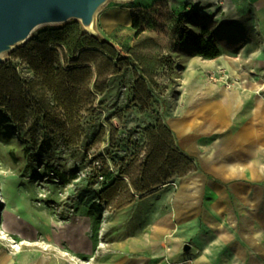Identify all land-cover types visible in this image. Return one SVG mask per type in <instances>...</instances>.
Here are the masks:
<instances>
[{
    "label": "rangeland",
    "instance_id": "obj_1",
    "mask_svg": "<svg viewBox=\"0 0 264 264\" xmlns=\"http://www.w3.org/2000/svg\"><path fill=\"white\" fill-rule=\"evenodd\" d=\"M114 10L126 11L128 22L107 29L102 18ZM205 11L198 5L176 6L175 0L108 1L95 16V30L118 50L110 66L107 52L84 47L87 37H80L84 29L76 20L39 26L26 43L5 55L0 63V255L8 257L7 264L187 261L190 251L183 246L192 244L191 223L159 227L182 177L166 180L120 209L115 204L131 190L128 177L119 175L120 165L136 154L128 172L138 175L146 149L144 129L153 122L133 101L134 95L144 98L148 92L152 109L164 121L167 108L177 104L181 94L180 62L196 54L191 41L202 34V24L208 29L204 36L211 37L219 50L216 57L238 53L233 50L241 41L239 32L219 25L212 29ZM188 12L191 16L183 24L189 35L180 40V20ZM132 15L138 19L136 29ZM74 47L86 53L70 55ZM75 61L90 62L88 72ZM96 68L104 72L97 86ZM134 72L144 83H136ZM255 72L263 78L264 93V63ZM181 152L197 167L186 175L204 172L195 158ZM103 160L113 177L122 178L108 193L109 202L99 201L104 179L94 176ZM184 163L180 161V168ZM210 199L206 191L203 203ZM10 214L16 223L2 232L1 224ZM73 220L86 238L85 248H74L61 232Z\"/></svg>",
    "mask_w": 264,
    "mask_h": 264
},
{
    "label": "crops",
    "instance_id": "obj_2",
    "mask_svg": "<svg viewBox=\"0 0 264 264\" xmlns=\"http://www.w3.org/2000/svg\"><path fill=\"white\" fill-rule=\"evenodd\" d=\"M187 4L204 7L209 27L237 30L241 41L233 50L237 55L202 60L194 54L180 62L181 94L164 121L178 147L204 172L182 177L196 176L198 186L189 214L177 218L171 205L159 227L191 223L189 258L180 264H264V93L263 78L255 72L264 63V0H175L176 6ZM219 70L236 78L231 88L205 79V72ZM197 110L186 132L171 128L170 120ZM219 165H225L222 174L216 171ZM206 191L208 204L203 203ZM7 261L0 255V264Z\"/></svg>",
    "mask_w": 264,
    "mask_h": 264
},
{
    "label": "trees",
    "instance_id": "obj_3",
    "mask_svg": "<svg viewBox=\"0 0 264 264\" xmlns=\"http://www.w3.org/2000/svg\"><path fill=\"white\" fill-rule=\"evenodd\" d=\"M190 16L191 13L188 12L183 14L181 17L179 32L180 40H184L189 35V29L185 24H183V20H188ZM131 21L132 27L135 29L138 28V19L135 15L131 16ZM201 29L202 34L193 36L191 45L194 46V51L197 55L207 59L214 58L219 54V50L211 37L204 36L208 33L206 25L202 24ZM79 35L80 37H87V44L84 45V47L88 49L101 48L103 51L109 54L110 59L107 61L109 66L111 65V59H115L117 55H119L115 46L106 40H103L100 37L88 35L85 31ZM79 49H81V47H74L73 49L69 50V54H77L78 56H81L86 53L85 50L78 52ZM73 63H81V65H84L81 67V69L88 72L87 64L90 62L75 61ZM115 72L116 68L111 73H109V75L114 74ZM103 73V70L96 68L97 80L94 83L95 86H97L98 78L103 75ZM134 74L137 76L136 83H144L142 77L138 76L136 72H134ZM147 77H150L149 81L152 83L151 76ZM97 91L101 93L103 89H97ZM144 98H146V100H144ZM144 98L135 94L133 101L146 109L148 116L153 119V122L149 123L144 129L146 149L141 161L137 166L139 170L138 175L134 176L128 172L129 167H131L137 160L136 154H133L129 158L125 159L120 165L121 170L119 175L121 177H128L131 190L128 192L125 200L121 199L116 202V209H120L130 204L136 199L137 195H142L144 193L147 194V192H149L151 189L157 187L161 183L174 176L183 177L190 169H197L196 163L191 158L185 157V155L181 152V149L178 147L172 131L163 121L162 117L158 113H155L152 109L150 104V94L146 91L144 92ZM181 160L183 162L186 161V163H184L180 168L179 163ZM94 176L95 179L98 177L104 179L99 191L97 192L99 201L109 202L111 198L108 196V193H112L119 182L122 181V178H116L112 176V172L107 166L105 160L101 162V166L99 168H95ZM60 177L63 179V181H65L63 174H61Z\"/></svg>",
    "mask_w": 264,
    "mask_h": 264
},
{
    "label": "water",
    "instance_id": "obj_4",
    "mask_svg": "<svg viewBox=\"0 0 264 264\" xmlns=\"http://www.w3.org/2000/svg\"><path fill=\"white\" fill-rule=\"evenodd\" d=\"M108 1L111 0H0V63L42 25L76 20L88 35L100 37L95 30V16ZM190 248L187 243L183 246L184 251Z\"/></svg>",
    "mask_w": 264,
    "mask_h": 264
},
{
    "label": "bare ground",
    "instance_id": "obj_5",
    "mask_svg": "<svg viewBox=\"0 0 264 264\" xmlns=\"http://www.w3.org/2000/svg\"><path fill=\"white\" fill-rule=\"evenodd\" d=\"M102 22L107 29L113 28L118 22L127 23L128 22V13L126 11H112L109 14L105 15L102 18ZM196 116L198 115V110L194 113L186 112L184 117L179 119L170 120V126L179 134L186 132L194 123ZM225 165H219L216 167V171L223 173V168ZM196 176H190L188 178H181L176 183L175 194L172 199V207L174 215L178 217L186 216L192 209L193 205L196 204L194 200L195 191L198 188L197 183L194 182ZM194 189V191H193ZM16 223L15 216L13 214L6 215L2 224L1 231L8 229L12 224ZM80 226L76 225V222H71L62 229V233L69 237V241L72 243V246L76 249H82L87 246L86 238L80 234ZM4 234V233H3Z\"/></svg>",
    "mask_w": 264,
    "mask_h": 264
},
{
    "label": "built area",
    "instance_id": "obj_6",
    "mask_svg": "<svg viewBox=\"0 0 264 264\" xmlns=\"http://www.w3.org/2000/svg\"><path fill=\"white\" fill-rule=\"evenodd\" d=\"M236 78L231 77L225 71L219 70L218 72H209L207 74V80L212 83H218L223 88L229 89L233 85V80Z\"/></svg>",
    "mask_w": 264,
    "mask_h": 264
}]
</instances>
